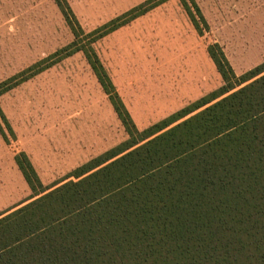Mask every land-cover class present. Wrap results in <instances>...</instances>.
<instances>
[{
  "label": "trees",
  "instance_id": "trees-1",
  "mask_svg": "<svg viewBox=\"0 0 264 264\" xmlns=\"http://www.w3.org/2000/svg\"><path fill=\"white\" fill-rule=\"evenodd\" d=\"M167 1L148 0L89 33L88 48L71 44L0 84L1 96L82 51L127 137L48 189L16 155L31 197L0 215V264H264V63L237 77L209 46L221 87L138 131L90 46ZM180 1L202 36L204 19ZM55 2L78 38L65 0Z\"/></svg>",
  "mask_w": 264,
  "mask_h": 264
},
{
  "label": "rangeland",
  "instance_id": "rangeland-1",
  "mask_svg": "<svg viewBox=\"0 0 264 264\" xmlns=\"http://www.w3.org/2000/svg\"><path fill=\"white\" fill-rule=\"evenodd\" d=\"M146 1L65 0L75 38L55 0H0V84L71 44L88 48L89 33ZM185 1L205 21L202 36L169 0L90 44L138 131L221 87L209 46L237 77L264 63V0ZM126 138L82 51L15 86L0 96V215L31 197L16 155L48 189Z\"/></svg>",
  "mask_w": 264,
  "mask_h": 264
},
{
  "label": "crops",
  "instance_id": "crops-1",
  "mask_svg": "<svg viewBox=\"0 0 264 264\" xmlns=\"http://www.w3.org/2000/svg\"><path fill=\"white\" fill-rule=\"evenodd\" d=\"M14 160V159H13Z\"/></svg>",
  "mask_w": 264,
  "mask_h": 264
}]
</instances>
